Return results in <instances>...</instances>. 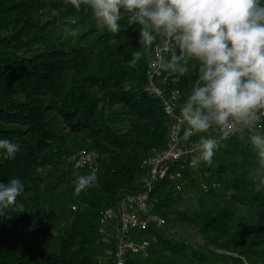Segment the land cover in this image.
<instances>
[{"label": "trees", "instance_id": "1", "mask_svg": "<svg viewBox=\"0 0 264 264\" xmlns=\"http://www.w3.org/2000/svg\"><path fill=\"white\" fill-rule=\"evenodd\" d=\"M119 23L120 32L113 34L90 11L78 12L67 0H0V139L21 146L15 159H5L0 150V182L19 178L24 184L16 205L0 216V264H108L99 257L106 242L98 231L101 213L137 190L145 159L163 149L169 137L163 103L146 90L153 48H141L137 24H128L127 18ZM56 24L77 29L78 37H57ZM136 50L144 55L131 68L128 62ZM191 63L178 84L170 86L180 91L178 113L198 78ZM237 135L217 150L223 155L217 160L216 153L211 166H178L184 180L197 183L201 191L202 180L210 185L203 192L217 204L193 213L173 212L184 189L177 192L166 179L154 190L156 212L166 224L195 228L203 239L201 249L165 238L159 234L164 227L149 228L138 234L151 241L149 256L130 257L128 264H264V188L257 191L256 182L245 175L232 178V166L225 162ZM68 141L75 143L67 148ZM88 142L102 157L97 183L63 201L57 214L42 203V191L49 182L54 190L64 185L75 189L76 176L65 171L85 174L72 169L69 159ZM46 167L52 170L40 174ZM238 207L253 220L245 223L242 218L236 224ZM156 246L168 254L163 262L154 260ZM45 254L54 255V261L41 258Z\"/></svg>", "mask_w": 264, "mask_h": 264}, {"label": "clouds", "instance_id": "2", "mask_svg": "<svg viewBox=\"0 0 264 264\" xmlns=\"http://www.w3.org/2000/svg\"><path fill=\"white\" fill-rule=\"evenodd\" d=\"M76 11L91 12L100 27L117 34L119 21L140 27L142 49H162L158 66L184 74L197 69L184 102L179 106L183 139L199 136L198 154L190 167L213 163L223 140L231 134L243 138L257 158L248 173L256 190L264 188V0H67ZM75 40L77 29H65ZM135 68L144 52L131 53ZM215 133L212 135H203ZM20 144L0 139L5 159H15ZM74 195L97 183L92 174H76ZM19 178L0 182V216L14 207L23 193Z\"/></svg>", "mask_w": 264, "mask_h": 264}, {"label": "built area", "instance_id": "3", "mask_svg": "<svg viewBox=\"0 0 264 264\" xmlns=\"http://www.w3.org/2000/svg\"><path fill=\"white\" fill-rule=\"evenodd\" d=\"M161 54L165 53L155 45L148 65L146 90L160 98L163 103V109L169 121L168 142L163 149L155 151L145 159L144 172L136 182L137 190L125 194L116 207H109L101 213L98 223L99 235L105 239L110 234L109 230L115 231L112 264H128L130 257L143 259L149 256L151 241L140 237L139 232L149 228L161 229L166 225V219L155 210L159 203L158 196L154 194L155 187L160 181L168 179L173 183L175 190L181 192L187 181L184 180L183 173L178 166L188 165L190 167L192 156L198 154L199 138L183 139L184 126L181 124L177 111L180 91L170 88L171 85L178 84L183 74L161 70L158 66V58ZM263 128L264 118L260 121V129L263 130ZM232 135H229L227 139ZM227 139L222 141L221 147ZM88 144L89 142L86 147L71 156L70 166L74 170H82L85 174L96 176L101 167L102 157L99 152L90 149ZM211 187L217 188L218 186L212 184ZM209 188L210 185L203 183V191ZM19 232L23 233L24 229L21 228ZM29 232L33 233L34 229H29ZM41 258L54 261L55 256L45 254Z\"/></svg>", "mask_w": 264, "mask_h": 264}, {"label": "rangeland", "instance_id": "4", "mask_svg": "<svg viewBox=\"0 0 264 264\" xmlns=\"http://www.w3.org/2000/svg\"><path fill=\"white\" fill-rule=\"evenodd\" d=\"M54 15V13L50 15H46L43 19L44 22L48 20V18H51ZM57 15V14H55ZM50 16V17H48ZM52 28L55 31V35L57 37H60L62 39L68 37V33L65 32V29H69L67 26L56 24L55 26H52ZM125 128V124L123 125ZM248 133H244L243 138L240 135H237L234 140L229 144V151L230 153L225 158V162L227 165L232 166L231 170V176L232 178H236L239 175H245L247 178L248 173L251 169L255 168L257 166V158L255 156V153L251 150L250 144L247 142ZM80 142V139H79ZM234 142V143H233ZM75 142L68 141L66 147L74 145ZM79 143H77L78 145ZM217 160L221 159V156L223 155L222 152H216ZM66 166V165H65ZM237 169V170H235ZM52 170V167H46L45 169L41 170L40 174H45ZM68 176H71V174L76 176V173H73L71 171H65ZM194 175H197V173L194 171ZM48 184L49 189L47 191H42L43 198L42 203L45 207H48L49 209H53L57 214H60V211L62 209V202L70 199V197L74 196V188L73 186H62L58 190H54L52 188V183L49 182ZM202 183H204V180H202ZM54 191V192H53ZM221 194L224 193V186L221 185L220 189L218 190ZM183 199L180 200L176 205L173 206L171 211H180V212H187V213H193L196 211H199L203 208H209L215 204H217V199L211 198L208 195L206 196L205 192L201 191L198 184L187 181V183L184 186V190L182 192ZM33 198V195H31ZM31 205H34V202H30ZM42 211H44V208L39 207ZM235 220L236 224L241 222V219L243 218V221L245 223L251 222L253 218L251 217V214L245 210V208L238 207L235 211ZM60 227V224L53 225L51 228V232L55 233L57 229ZM62 227V225H61ZM238 230L241 229L240 226L237 225ZM109 236L105 238L106 242L103 246H101V251L99 252V257L106 261V263L109 264V261L112 259V251L115 247V240L114 235L115 231L109 230ZM160 235H163L165 238L176 240L178 242L184 241L187 242L189 246L195 249H201L203 239L200 236V234L197 232V230L193 227L182 225L181 223L176 222H170L169 224H166V226L159 231ZM112 245V248H108L107 245ZM52 250V247L49 248ZM156 255L154 256V260L157 262H163L164 257L168 255L167 253L163 252L159 246L155 247ZM218 253H227L223 250H217Z\"/></svg>", "mask_w": 264, "mask_h": 264}, {"label": "crops", "instance_id": "5", "mask_svg": "<svg viewBox=\"0 0 264 264\" xmlns=\"http://www.w3.org/2000/svg\"><path fill=\"white\" fill-rule=\"evenodd\" d=\"M113 231V230H112Z\"/></svg>", "mask_w": 264, "mask_h": 264}]
</instances>
